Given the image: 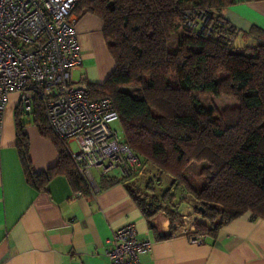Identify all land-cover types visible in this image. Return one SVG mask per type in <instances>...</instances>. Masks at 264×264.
I'll use <instances>...</instances> for the list:
<instances>
[{"label": "trees", "instance_id": "16d2710c", "mask_svg": "<svg viewBox=\"0 0 264 264\" xmlns=\"http://www.w3.org/2000/svg\"><path fill=\"white\" fill-rule=\"evenodd\" d=\"M234 0H79L75 10L98 16L115 66L101 84H88L93 99L109 97L118 112L121 139L138 157L159 172L187 184L188 166L205 162V184L191 188L198 203L195 233L215 236L231 220L249 213L264 219V30L241 31L221 14ZM209 11L210 35L188 31L182 11ZM219 21L221 23H217ZM181 30V34H175ZM242 34L253 43L235 46ZM177 37L176 46L171 45ZM225 94L238 102L231 110H207L202 96ZM23 111L15 112L16 145L26 181L38 191L57 175L72 188L86 192L65 143L49 128L39 106L32 122L58 153L45 171L31 167ZM115 179L107 180L113 183ZM128 179H123V181ZM147 220L161 210L154 201L126 182ZM169 232L184 225L183 214L163 208ZM151 228H153V225Z\"/></svg>", "mask_w": 264, "mask_h": 264}, {"label": "crops", "instance_id": "0c3cea01", "mask_svg": "<svg viewBox=\"0 0 264 264\" xmlns=\"http://www.w3.org/2000/svg\"><path fill=\"white\" fill-rule=\"evenodd\" d=\"M221 14L241 31L253 25L264 30V0H234ZM73 18L82 56L73 78L85 76L88 84H101L115 66L103 22L83 10L74 9ZM248 40L239 34L234 43ZM18 98L16 91L9 94L0 137V264H106L105 241L127 223L135 224L139 238L153 241L150 251L140 255L142 264H264V219H252L249 213L196 244L180 232L181 225L162 238L169 232L166 219L150 223L130 194L128 181L107 182L114 175L98 178L100 189L94 195L88 190L78 195L65 175L36 190L26 181L16 145ZM23 115L31 117L23 113L22 121ZM24 123L33 171L53 167L58 161L54 144L39 134L32 117Z\"/></svg>", "mask_w": 264, "mask_h": 264}, {"label": "built area", "instance_id": "2783aa9c", "mask_svg": "<svg viewBox=\"0 0 264 264\" xmlns=\"http://www.w3.org/2000/svg\"><path fill=\"white\" fill-rule=\"evenodd\" d=\"M78 1L0 0V137L9 94L16 91L22 111L41 108L94 195L100 189L98 178L129 179L138 172L140 161L111 126L119 120L112 100L93 99L85 76L79 81L73 78L82 64L73 18ZM182 14L188 31L212 33L215 18L209 11L187 7ZM188 238L201 244L205 235L192 233ZM152 244L150 237L137 236L134 223H127L112 231L103 255L106 264H142L140 255Z\"/></svg>", "mask_w": 264, "mask_h": 264}, {"label": "rangeland", "instance_id": "374dc122", "mask_svg": "<svg viewBox=\"0 0 264 264\" xmlns=\"http://www.w3.org/2000/svg\"><path fill=\"white\" fill-rule=\"evenodd\" d=\"M182 31L178 30L175 34H181ZM177 37H172L171 45L176 46ZM252 39L248 40L247 43L235 46L242 47L245 44H252ZM201 105L207 110H215L221 112L222 110H231L238 107V102L225 94L219 97L202 96L200 98ZM33 118V114H30ZM27 115H23V121H27ZM111 126L118 129L120 137L123 136L122 128L118 122H114ZM72 147L74 145L72 144ZM206 165L205 162H193L188 166L186 178L188 183H179L171 175L159 172L153 165L149 163H142L137 173H135L127 181L130 185L141 191L146 196L150 197L154 203H156L161 210L154 216L152 220L158 222L166 219L163 208L167 207L174 211L183 214L184 225L180 226V232L188 234L195 233L192 222L195 217H199L197 213L198 203L195 200L190 187L200 189L205 184V179L199 173L202 167Z\"/></svg>", "mask_w": 264, "mask_h": 264}, {"label": "water", "instance_id": "95a60500", "mask_svg": "<svg viewBox=\"0 0 264 264\" xmlns=\"http://www.w3.org/2000/svg\"><path fill=\"white\" fill-rule=\"evenodd\" d=\"M23 113H25V114H32L33 113V110H31V111H25V110H23Z\"/></svg>", "mask_w": 264, "mask_h": 264}]
</instances>
